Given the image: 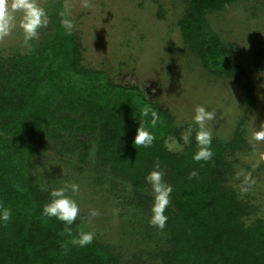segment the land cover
<instances>
[{
  "label": "trees",
  "instance_id": "16d2710c",
  "mask_svg": "<svg viewBox=\"0 0 264 264\" xmlns=\"http://www.w3.org/2000/svg\"><path fill=\"white\" fill-rule=\"evenodd\" d=\"M183 1L178 26L185 44L208 70L234 80L250 97V78L237 63L232 45L225 44L207 20L208 13L225 11L236 0ZM55 30L50 44L7 60L0 57V203L12 211L11 221L0 224V264H121L109 245L71 244L79 235V217L69 236L62 222L42 215L53 187L41 186L40 181L48 180L37 173L38 151L29 143L57 106L70 114L58 121L75 132L99 131L96 159L107 177L118 175L133 186V200L151 189L145 177L157 164L165 172L174 187L166 212H173L174 220L166 227L173 248L161 252L164 264H264V219L245 226L243 218L253 207L224 184L230 153L246 143L244 122L229 143L213 138L214 156L208 162L192 159L198 148L195 133L181 154L172 153L166 140L180 131L169 113L149 102L139 88H125L105 72L82 66L78 37L67 34L62 24ZM145 107L155 109L162 120L151 129L156 141L150 148L134 145ZM146 119L150 127L151 117ZM87 145L84 141V148ZM192 171L198 178L189 179ZM148 232L158 230L151 227Z\"/></svg>",
  "mask_w": 264,
  "mask_h": 264
},
{
  "label": "rangeland",
  "instance_id": "374dc122",
  "mask_svg": "<svg viewBox=\"0 0 264 264\" xmlns=\"http://www.w3.org/2000/svg\"><path fill=\"white\" fill-rule=\"evenodd\" d=\"M39 2L49 12L47 28L41 29L39 38L28 46L22 45L23 35L17 28L0 43V57L7 60L16 53L50 44L56 36L55 26L64 19L60 13L69 11L75 25L72 33L80 41L81 65L105 72L113 83L125 88H139L149 102L157 103L173 118L180 133L166 140L167 148L173 146L170 152L184 151L189 142L185 143L184 135L189 127L196 128L192 117L197 106L216 113L208 123L214 139L229 143L238 124L244 122L246 143L242 150L230 153L224 184L234 189L241 201L252 205V213L243 218L245 226L264 219V142L252 139L253 132L264 127V0H236L225 11L207 15L212 31L232 45L237 63L250 78V97L234 80L208 70L185 44L178 26L186 7L183 0ZM85 2L90 6L84 7ZM69 115L60 106L54 108L33 134L37 144L29 143L38 151L37 173L48 180L40 181L41 186L79 184L78 234L81 230L94 231V241L109 245L121 264H164L161 252L173 246L167 228L148 232L151 189L143 198L133 200L134 188L125 178L107 177L95 156L99 131L81 135L58 121ZM84 141L88 144L85 148ZM83 155L86 159L82 161ZM148 195L152 200H147ZM91 209L100 215L89 221ZM166 215L168 226L174 213Z\"/></svg>",
  "mask_w": 264,
  "mask_h": 264
},
{
  "label": "clouds",
  "instance_id": "9594fccd",
  "mask_svg": "<svg viewBox=\"0 0 264 264\" xmlns=\"http://www.w3.org/2000/svg\"><path fill=\"white\" fill-rule=\"evenodd\" d=\"M90 5L85 2L84 7ZM64 19L62 27L67 34L71 35L75 25L70 17V12L65 10L60 13ZM50 23L48 10L43 7L39 0H0V43H3L17 28L22 32V45L28 46L30 41L39 38L40 30L47 28ZM140 125L134 139V145L150 148L156 141V136L151 129L156 128L157 124L162 123L159 113L155 109L145 107L140 112ZM151 117L150 127L146 118ZM216 113L200 105L195 108L192 122L195 129L189 127L184 135L187 143L192 132L195 130V141L198 146L193 154L194 161L208 162L212 160L214 152L212 150L213 135L208 127V123L214 120ZM252 139L256 142H264V127L255 130ZM175 144V141H173ZM168 150L173 151V146L168 145ZM198 172L189 173V179L198 178ZM147 184L151 185L153 203L151 207V217L148 221L149 226L163 232L167 226L169 216L166 210L172 203L173 186L165 180V172L157 164L155 169L145 177ZM80 185L77 183H66L62 187L53 188L49 192L50 200L43 205L42 215L48 218H55L65 225L64 232L72 235L71 226L76 223L80 215V204L77 197L80 194ZM100 212L91 209L89 221L98 217ZM12 219V211L3 203H0V224L7 225ZM96 233L94 231H80L79 235L73 237L71 244L80 248L93 243Z\"/></svg>",
  "mask_w": 264,
  "mask_h": 264
}]
</instances>
